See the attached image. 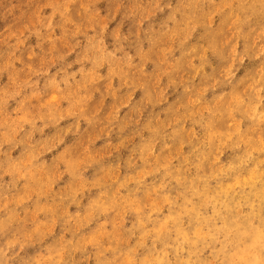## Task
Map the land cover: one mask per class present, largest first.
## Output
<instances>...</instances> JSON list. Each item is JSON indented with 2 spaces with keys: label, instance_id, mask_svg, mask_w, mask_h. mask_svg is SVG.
I'll return each instance as SVG.
<instances>
[{
  "label": "clouds",
  "instance_id": "clouds-1",
  "mask_svg": "<svg viewBox=\"0 0 264 264\" xmlns=\"http://www.w3.org/2000/svg\"><path fill=\"white\" fill-rule=\"evenodd\" d=\"M0 264H264V0H0Z\"/></svg>",
  "mask_w": 264,
  "mask_h": 264
}]
</instances>
